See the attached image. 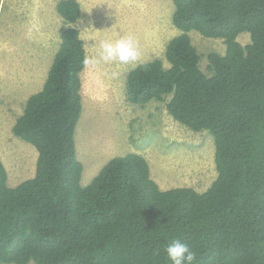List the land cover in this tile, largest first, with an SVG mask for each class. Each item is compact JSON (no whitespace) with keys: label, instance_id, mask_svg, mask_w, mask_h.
<instances>
[{"label":"trees","instance_id":"1","mask_svg":"<svg viewBox=\"0 0 264 264\" xmlns=\"http://www.w3.org/2000/svg\"><path fill=\"white\" fill-rule=\"evenodd\" d=\"M173 3L178 33L163 58L129 71L126 99L144 106L169 96L174 119L212 135L216 178L204 191L162 189L148 160L130 152L81 183L75 134L87 49L80 2L59 0V48L12 126L38 150L35 175L11 186L0 156V264H171L172 240L196 254L193 264H264V0ZM193 31L222 39L225 53L199 51Z\"/></svg>","mask_w":264,"mask_h":264},{"label":"rangeland","instance_id":"2","mask_svg":"<svg viewBox=\"0 0 264 264\" xmlns=\"http://www.w3.org/2000/svg\"><path fill=\"white\" fill-rule=\"evenodd\" d=\"M58 1L0 0V156L11 186L36 172V146L16 136L12 126L27 98L41 90L59 48L66 24L57 12ZM78 1V26L88 56L98 52L101 40L132 35L141 53L137 64L163 58L167 42L178 33L172 23L173 0ZM190 35L199 51L215 46L225 53L222 39L199 31ZM238 39L246 44L250 33ZM203 59L201 66L207 69L208 59ZM136 65L101 63L81 73L84 113L75 134L77 157L84 164L81 183L88 184L113 157L135 152L148 160L151 176L162 189L206 190L217 176L212 135L174 119L166 108L169 96L144 106L128 102L127 75Z\"/></svg>","mask_w":264,"mask_h":264},{"label":"clouds","instance_id":"3","mask_svg":"<svg viewBox=\"0 0 264 264\" xmlns=\"http://www.w3.org/2000/svg\"><path fill=\"white\" fill-rule=\"evenodd\" d=\"M140 55L135 38L132 35H128L116 40H101L98 52L95 55H86L82 63L85 68L96 67L101 63L106 64L108 62L136 65ZM165 252L171 264H193L196 259V254L191 251L187 244L182 243L180 240L170 241Z\"/></svg>","mask_w":264,"mask_h":264}]
</instances>
